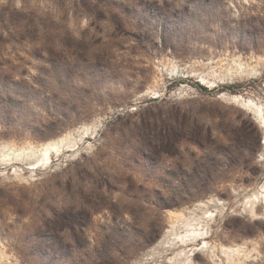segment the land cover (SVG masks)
<instances>
[{"label":"rangeland","instance_id":"374dc122","mask_svg":"<svg viewBox=\"0 0 264 264\" xmlns=\"http://www.w3.org/2000/svg\"><path fill=\"white\" fill-rule=\"evenodd\" d=\"M263 116L264 0H0V264H264Z\"/></svg>","mask_w":264,"mask_h":264},{"label":"bare ground","instance_id":"6f19581e","mask_svg":"<svg viewBox=\"0 0 264 264\" xmlns=\"http://www.w3.org/2000/svg\"><path fill=\"white\" fill-rule=\"evenodd\" d=\"M262 119H263V123H264V116L262 117ZM53 146H52V148H53ZM54 147L57 148L58 145H57V147L56 146H54ZM47 152H48V150L45 151V153L43 154L42 158L39 159L36 163H34V165L40 164L46 158L48 159V154H49L50 150H49L48 153ZM262 196H263V190L256 191L255 194H254V197L256 199L255 202H257L258 200H260L262 198ZM213 215H214V213L209 214V216H213ZM209 216H207V217H209ZM176 218H177V221L178 220L179 221H183V225H178L179 228L182 229L183 231H181L182 232L181 234H178L177 233L178 236L180 237V242H182L181 245H188L190 243L197 242L200 238H205L206 237V232L203 231V232H200L199 233V231L201 229L200 230L198 229L199 231L197 232L194 228L193 229L190 228V227H193V225L195 224L196 221L199 222V223H201V225H203L202 224V219H205L206 218L205 215L198 216V217L195 216L193 219H191L192 217H190V219H191V221H190L189 218L186 216V214L184 212H178L177 215H176ZM192 220H194V222ZM184 222H186V223L184 224ZM175 229H177V227ZM179 255L180 256L187 255V258L185 260L187 261V264H190L191 263L189 259H191L192 253L189 254V251L185 250V251L181 252ZM180 259L183 260V258H180Z\"/></svg>","mask_w":264,"mask_h":264}]
</instances>
